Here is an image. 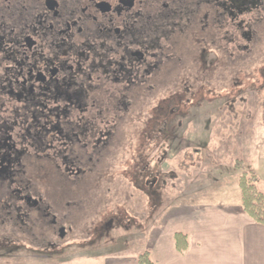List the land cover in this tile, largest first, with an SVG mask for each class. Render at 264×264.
<instances>
[{
	"label": "flooded vegetation",
	"instance_id": "flooded-vegetation-1",
	"mask_svg": "<svg viewBox=\"0 0 264 264\" xmlns=\"http://www.w3.org/2000/svg\"><path fill=\"white\" fill-rule=\"evenodd\" d=\"M259 73L264 0H0V257L142 231L188 126Z\"/></svg>",
	"mask_w": 264,
	"mask_h": 264
},
{
	"label": "rangeland",
	"instance_id": "rangeland-1",
	"mask_svg": "<svg viewBox=\"0 0 264 264\" xmlns=\"http://www.w3.org/2000/svg\"><path fill=\"white\" fill-rule=\"evenodd\" d=\"M259 66H261V59L259 60ZM263 75L259 73L258 83L253 86L254 90L257 89V92L255 93L254 91L242 96L243 105L238 103L236 106H233L231 103L226 102L227 99L235 97V90L231 96L224 93L223 97H226L225 99L206 106V116L195 120L194 124L192 123L188 126L184 134L186 135L189 132L190 136H184V138L178 141V151L175 150L174 152L178 156H174L169 165L164 166L163 169L168 174L172 171L175 176V179L168 181L163 191L167 196L163 195L162 201L164 203L167 201L170 206L169 209H172L173 207L171 206L176 203H170L172 201V198H170L171 194L174 195V199H179V205H187V203L192 205V200H197L199 196L206 195V192L212 193L216 191L217 193L220 188L223 189L221 187L222 184H220L221 181H225L224 183L228 186V190L232 187L236 188L242 174L236 167L238 161H242L243 169L249 175L255 173L258 176L264 193ZM243 80L245 79L243 78ZM213 97V95H209V99ZM183 139L189 140L199 152L197 154L189 153L186 156L183 155L181 151L183 148L181 140ZM126 189H129L130 193L136 194L131 188L119 185L121 193L126 192ZM229 194L231 195L232 193ZM238 195L241 196L239 188ZM113 201L112 203L114 204L123 203V201L116 202L117 199L115 197ZM105 202H107L106 199ZM135 204L137 203L133 202L132 199L125 206L126 211L129 212V209L133 208ZM136 207L138 208V205ZM169 209L167 210L169 211ZM138 210L140 211L139 208ZM92 219H95L94 212L91 216L82 220L81 225L89 223ZM141 221L145 223V219ZM159 221L158 216L152 223H147V230H157ZM144 229L142 231L133 230L130 232L115 231L111 234L113 241L111 240L109 244L102 243V245H98L99 247L94 248L88 245L84 247H71L56 258L68 260L81 256L88 258L99 254L138 258L151 249V239L149 235L145 234ZM74 235V237L77 236V241L87 240L81 237L80 233ZM7 258H14V261H19V264L26 263L27 260L39 261L34 256L31 257L25 255V253H22L19 257ZM40 262L44 261L40 260Z\"/></svg>",
	"mask_w": 264,
	"mask_h": 264
},
{
	"label": "crops",
	"instance_id": "crops-1",
	"mask_svg": "<svg viewBox=\"0 0 264 264\" xmlns=\"http://www.w3.org/2000/svg\"><path fill=\"white\" fill-rule=\"evenodd\" d=\"M224 182H220L223 189H218L217 193L206 192L192 200V205H179V199H174L173 194L170 203H176L171 204L172 209L167 201L163 202L158 229H144L151 239L148 252L153 264H264V225L254 222L243 212L239 183L228 190ZM178 233L187 236L188 247L184 253L176 249L175 235ZM18 262L14 258L0 257V264ZM34 263L138 264L137 258L110 254L68 260L54 258L44 262L27 260L23 264Z\"/></svg>",
	"mask_w": 264,
	"mask_h": 264
},
{
	"label": "trees",
	"instance_id": "trees-1",
	"mask_svg": "<svg viewBox=\"0 0 264 264\" xmlns=\"http://www.w3.org/2000/svg\"><path fill=\"white\" fill-rule=\"evenodd\" d=\"M242 174L239 178V189L242 198V210L254 222L264 225V193L261 182L255 173L249 175L244 169L242 161L236 164ZM175 245L179 253L187 250V236L181 233L175 235ZM138 264H153L150 254L144 253L137 258Z\"/></svg>",
	"mask_w": 264,
	"mask_h": 264
}]
</instances>
